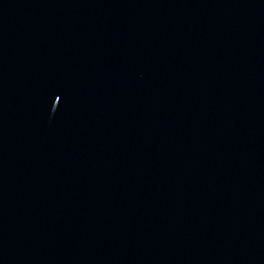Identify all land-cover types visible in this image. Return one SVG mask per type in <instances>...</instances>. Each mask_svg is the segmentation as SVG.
Here are the masks:
<instances>
[{"label":"water","instance_id":"obj_1","mask_svg":"<svg viewBox=\"0 0 264 264\" xmlns=\"http://www.w3.org/2000/svg\"><path fill=\"white\" fill-rule=\"evenodd\" d=\"M196 0H0V74Z\"/></svg>","mask_w":264,"mask_h":264}]
</instances>
